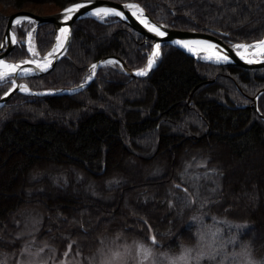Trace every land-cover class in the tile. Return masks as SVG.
<instances>
[{"label":"trees","instance_id":"obj_1","mask_svg":"<svg viewBox=\"0 0 264 264\" xmlns=\"http://www.w3.org/2000/svg\"><path fill=\"white\" fill-rule=\"evenodd\" d=\"M76 1L0 0V38L10 11L46 7L48 14ZM110 1L137 3L171 28L223 43L264 36V0ZM35 41L45 53L52 25L41 24ZM150 49V38L114 18L82 17L65 56L26 81L33 90L69 88L101 57L119 56L136 70ZM6 57L26 52L15 48ZM262 88L264 67L201 62L164 43L145 78L104 65L75 93L14 91L0 106V250L14 219L32 208L41 214L38 239L61 248L70 242L82 254L118 234L150 243L152 233L155 248L175 251L195 244L200 230L219 227L225 242L236 234L228 252L247 245L264 264V92L257 109L251 99ZM201 215L202 223L192 220Z\"/></svg>","mask_w":264,"mask_h":264},{"label":"snow or ice","instance_id":"obj_2","mask_svg":"<svg viewBox=\"0 0 264 264\" xmlns=\"http://www.w3.org/2000/svg\"><path fill=\"white\" fill-rule=\"evenodd\" d=\"M93 0H84L82 3H73L69 7H65L63 12V20L67 21L71 18L73 13H76L79 9L84 8L86 4H92ZM125 7L128 9H135L132 11V15L144 25L148 31L153 32L157 37H165L167 33L162 31L159 26L154 23H150L148 17L143 15V9L140 8L137 4L127 3ZM91 16H94L101 21L110 16L123 17L124 12L117 10L112 7H93L91 12L88 13ZM20 21H28L30 24H35L36 21L30 16H20L17 15L15 19L11 21L13 26H17ZM68 27H60L59 33L62 34L56 37L57 44L55 45L52 52L48 53L45 56L44 61H38L35 59L26 61V63L36 65V68L40 71H47L49 67L52 66V59H48V56L55 57L56 54L63 55L65 50V42L69 33ZM28 37H32L33 33L28 32ZM11 43L16 44L17 39L16 35L12 34ZM172 44L179 45L189 52L197 53L199 51L207 52L208 55L202 57L205 60L214 61L215 63H223L229 61V56L226 53H220L216 51L218 45L207 41V40H172ZM5 47L4 44H0V48ZM237 50V55L241 59H245L248 63H253V59L249 58L252 56L264 57V40H259L253 42V44H235L232 46ZM29 52H35L31 42L29 41ZM161 56V44L155 43L152 45L151 54L147 56L146 66L136 70L135 74L138 76H146L151 69L156 65L158 59ZM120 62L118 60L109 58L100 62V65H118ZM122 67V65H121ZM92 75L88 76L85 80V83L91 81L95 78L98 64L93 63L90 65ZM20 71L24 74H30L32 72L31 68H22L20 63H7L3 58H0V83L7 82L8 78ZM12 87L4 93V96H8L14 89H17L20 92L31 94L28 85L19 84L15 80L11 81ZM80 88L84 87V84L79 86ZM215 171V170H213ZM119 183V181H116ZM187 191V189H185ZM189 203H192L190 201ZM171 206V202H169ZM213 219H215L213 217ZM192 220H199L202 223L203 215L200 217H192ZM147 223V221H145ZM239 230H244L248 227L247 224H240L236 226ZM149 228V232H151ZM219 229L214 233H197V241L193 245H181L180 251L178 253H168V252H155V246L159 245V242L156 239L155 235H150L145 239L150 241V243H145L144 241H133V246L129 247L128 245L124 246V251L121 252L119 248L112 250L111 254L105 256L100 264H148L151 261V264H202L203 261H208L209 264H226L230 259H240L241 264H255V262L250 257V252L247 245L241 246L239 252L233 251L229 253L226 249V243H232L236 238L230 237L227 242L223 241L219 235ZM119 235V234H118ZM45 247L47 245L45 244ZM71 248V245H69ZM38 251L42 252L43 249ZM22 252L27 254L29 249L27 246L22 249ZM67 255V252L65 253ZM19 264H34L32 261H20ZM46 264V262H42Z\"/></svg>","mask_w":264,"mask_h":264},{"label":"water","instance_id":"obj_3","mask_svg":"<svg viewBox=\"0 0 264 264\" xmlns=\"http://www.w3.org/2000/svg\"><path fill=\"white\" fill-rule=\"evenodd\" d=\"M84 2V0H78L74 3H82ZM127 3H131V4H136L134 2H116V1H110V0H93L92 4H86L84 8L79 9L76 13H73L71 18L67 21L63 20V12L62 10L65 8H62L59 11L53 12V13H48V14H39L36 13L34 11L28 10V9H21V10H17L14 12H11L8 16H7V20H6V25L2 34V38H1V44H4L5 47L0 48V58H3L6 61V55L12 50V48L14 47L15 44L11 43L12 40V34H15V28L16 26H13L11 21L13 19L16 18L17 15L20 16H30L32 17L36 23L33 25L32 29L36 30L41 24L44 23H49L53 26V31L55 34V38H54V43H56V36L59 33V28L60 27H68L69 28V33H68V37L67 40L65 42V50H64V54L63 55H59L56 54L55 57L51 58L53 63L52 66L49 67V69L47 71H40L38 69L32 71L30 74H24V73H16L12 76H14L13 80H15V82L17 83V85H19L17 78L18 77H37V76H42L45 73H47L57 62L58 60H60L67 52L70 41H71V37H72V26L73 23L82 18V17H87V16H91L88 13L91 12V9L93 7H112V8H116L119 11L124 12V16L123 17H116V16H110L107 18H114L115 20H118L124 24H126L127 26L142 32L146 38H150L151 39V51H152V45H154L155 43H160L161 46L164 43H167L173 47H176L180 50H182L184 53H186L187 55L191 56L192 58H194L197 61H201V62H207V63H212L215 65H237V66H243V67H264V57H260V56H252L249 57L251 59H253V63H248L245 59H241V57L239 55H237V50L234 49L232 46L235 44H253V42L247 43V42H239V43H234V44H227V43H223L221 40L216 39L210 35L207 34H202L200 32H196V31H187V30H180V29H174L171 28L169 26H167L166 24L160 22V21H156L154 20L144 9H143V15H146L148 17V20L150 23H154L157 26H159L161 28L162 31H165L167 33V35L165 37H157L153 32L148 31L147 28L144 27L143 24L140 23V21L133 17L132 14L126 10L123 5L127 4ZM73 4V3H71ZM71 4L67 5L66 7H69ZM140 8H142L140 6ZM95 19H98L94 16H91ZM100 20V19H98ZM23 21H20V23H22ZM18 24V25H19ZM213 32H217L219 34H221L222 32L218 31V30H212ZM172 40H207L210 41L216 45H218V48L216 49V51L220 52V53H226L229 56V61L227 62H223V63H215L214 61H209V60H205L202 57L208 55L209 53L207 52H203V51H199L197 52V54L189 52L187 49L179 46V45H175L172 44L171 41ZM260 40H264V36L262 37V39ZM259 41V40H258ZM150 51V54H151ZM109 58L118 60L120 62L119 66L121 67V70L128 76L130 77H134V78H145L147 77L152 70L157 66L159 59L156 63V65L153 67V69H151L149 71V73L146 76H138L135 74L136 70L131 69L122 58H120L119 56H115V55H108V56H104L101 57L99 59H97L96 61H94L93 63L98 64V69L103 66L100 65L101 61L104 60H108ZM7 63H19V62H9L6 61ZM92 63V64H93ZM97 69V70H98ZM97 73V72H96ZM92 75V72L91 74ZM96 76V75H95ZM87 79V78H86ZM85 79V80H86ZM85 80L78 83L75 86L69 87V88H60L57 90H52V91H43V92H39V91H33L30 90L31 94H27V95H51V94H71V93H75L83 88H85L86 86H88L90 84V82L92 81H88L87 83H85ZM81 84H84V87L80 88L79 86ZM12 87V86H11ZM10 87V88H11ZM8 91V90H7ZM6 91V92H7ZM14 91H19L18 88L14 89L8 96H4V93L0 96V106L4 104V102L6 101V99L14 92ZM264 92V88L260 89L258 92H256V94L251 97L253 103H254V107L257 109L256 103H257V99L259 97V95ZM23 93V92H22ZM26 94V93H24ZM191 96V95H190ZM189 96V98H190Z\"/></svg>","mask_w":264,"mask_h":264},{"label":"rangeland","instance_id":"obj_4","mask_svg":"<svg viewBox=\"0 0 264 264\" xmlns=\"http://www.w3.org/2000/svg\"><path fill=\"white\" fill-rule=\"evenodd\" d=\"M26 9L34 11L39 14H47L45 12L46 10H48V8L46 7H42L39 9H31V8H26ZM5 12L7 13V11ZM8 13L10 14L11 11ZM24 22H27V23L24 25ZM32 27H33V24H30L28 21H23L22 23L17 25L15 28V35H16L17 43L14 45L12 50H14L15 48H18L19 50V48L22 47L26 52V57L20 58L16 61H11L6 57V61L19 62V61L30 60L34 58L41 59L45 57L51 50H53L56 44L54 42L52 46L45 53L41 54L38 51L36 41H35V31L32 30ZM20 30L22 34H20ZM28 32L33 33L32 37H28L27 35ZM1 38H0V44H1ZM29 41L31 42L33 48L35 49V52H29L28 50ZM150 51L148 55H150ZM90 74H91V68L89 69L84 79L90 76ZM13 78L14 76H10L7 82H4L6 84L8 83V85H7L6 90H4L1 93V95L5 93V91H7L8 88L12 86L11 81L13 80ZM26 79L27 77H18L17 81L19 84L28 85ZM29 89L33 90L30 87ZM53 90H56V89H53ZM33 91L43 92V91H52V90L43 89V90H33ZM17 92L24 94L20 91H17ZM24 95H27V94H24ZM32 96H39V95H32ZM127 98H132V96L127 95ZM187 120L189 121V118ZM137 143L141 144L142 146H146V140H139ZM87 191L88 190H86L85 192ZM40 221H41V214L35 209L27 208V209H24L21 213H19V215L13 221L14 227H15V228L13 227L14 231L11 233V236L8 239H6V242L10 246L5 247V246H8V244L7 245L5 244V246L3 247L4 249L0 250L1 251L0 252V264H19L20 261H25V262L32 261L34 262V264H42V262H46V264H100V261L105 256L110 255L112 250L119 248V250L123 252L125 245L132 247L133 241H144L137 237L128 238V237L121 236V235L102 237L100 239V243L97 246V248H95L90 253L82 254L79 248H74L70 242L64 245L63 248H61L59 247V245L52 244L49 240L47 241L46 239H38L37 231L39 229ZM231 225L234 228H237L234 225V223H231ZM217 229H220V228L215 227V228H211L209 232H206V230H200V232L214 233L216 232ZM150 235H152V233L148 234V236ZM230 237L236 238V234L234 233V231L232 234L228 236L227 239L229 240ZM235 241H237V239H235L232 243H234ZM144 242L149 243L147 241H144ZM232 243H227V244H232ZM45 244L47 245V247H45ZM69 245H71V248H69ZM25 246H27L29 249V252L27 254L22 252V249L25 248ZM39 249H43V251L40 252L38 251ZM240 249L241 248L236 250V252H239ZM179 251L180 249L175 250V251H169V250H165L161 248H155L156 253H161V252L178 253ZM66 252H67V255H65ZM250 257L255 262V264H259L256 258L253 257L251 253H250ZM148 264H151V261L148 262ZM202 264H209V262L203 261ZM226 264H232V263L231 262L228 263L227 261ZM233 264H241V260L235 259Z\"/></svg>","mask_w":264,"mask_h":264},{"label":"bare ground","instance_id":"obj_5","mask_svg":"<svg viewBox=\"0 0 264 264\" xmlns=\"http://www.w3.org/2000/svg\"><path fill=\"white\" fill-rule=\"evenodd\" d=\"M123 7H124L126 10H128L131 14H132V11L135 10V9H128V8L125 7V5H123ZM132 16H133V15H132ZM133 17L136 18V16H133ZM58 35H61V36H62L61 33H58L57 36H58ZM56 44H57V42H56ZM56 44H55V45H56ZM250 45H251V44H250ZM54 47H55V46H54ZM53 49H54V48H53ZM52 51H53V50H51L50 52H52ZM50 52H49V53H50ZM195 54H197V53H195ZM46 56H47V55H46ZM254 57H256V56H254ZM44 58H45V57H43V58H41V59H38V58H34V59L43 62V61H44ZM51 58H52V56H48V59H51ZM30 60H32V59H30ZM26 61H29V60H24V61H20V62H19V63L21 64V67H22V68H31L32 71H34V70L37 69V68H36V65L26 63ZM17 73H22V72H20V71L18 70Z\"/></svg>","mask_w":264,"mask_h":264}]
</instances>
